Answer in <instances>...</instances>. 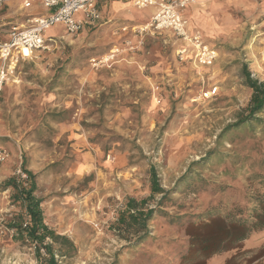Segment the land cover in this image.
<instances>
[{
  "label": "rangeland",
  "instance_id": "obj_1",
  "mask_svg": "<svg viewBox=\"0 0 264 264\" xmlns=\"http://www.w3.org/2000/svg\"><path fill=\"white\" fill-rule=\"evenodd\" d=\"M226 12L225 36L203 37L216 51L206 67L178 59L182 44L172 32L139 33L150 11L130 5L102 8L74 34L52 27L44 48L8 63L0 92V149L9 154L0 165V264H40L49 245L57 264H180L188 226L210 210L224 218L254 207L264 193L251 179L264 161V113L254 136L220 135L249 114L247 73L264 83V0ZM212 87L216 95L203 99ZM10 178L15 187L6 186ZM31 187L48 233L41 242L23 232L30 218L17 193ZM149 210L144 227L142 218L118 221ZM262 248L264 229L204 264L242 251L250 253L237 264H264L253 259Z\"/></svg>",
  "mask_w": 264,
  "mask_h": 264
},
{
  "label": "built area",
  "instance_id": "obj_2",
  "mask_svg": "<svg viewBox=\"0 0 264 264\" xmlns=\"http://www.w3.org/2000/svg\"><path fill=\"white\" fill-rule=\"evenodd\" d=\"M14 0H0V11ZM25 11L38 7L37 14L25 19L24 24L10 25L6 31V39L0 40V92L7 77L8 63L16 62L19 56L27 57L33 51L45 47L51 38H44V33L55 26L63 27L67 34H74L86 25L100 19L99 4L111 2L129 3L132 7L145 10L155 9L149 22L138 32H172L182 46L176 50L180 61H192L200 67L210 66L216 51L208 45L199 32L188 30V20L183 16V10L196 0H16ZM124 31L126 29H123ZM26 50L27 56L21 53ZM114 52V51H112ZM94 62V60H92ZM217 88H208L202 92L203 99H211L216 95ZM8 152L0 149V165L8 159Z\"/></svg>",
  "mask_w": 264,
  "mask_h": 264
},
{
  "label": "trees",
  "instance_id": "obj_3",
  "mask_svg": "<svg viewBox=\"0 0 264 264\" xmlns=\"http://www.w3.org/2000/svg\"><path fill=\"white\" fill-rule=\"evenodd\" d=\"M246 79L247 86L253 91L248 109L249 114L244 119L237 121L235 124L228 126L224 130L223 134L220 135V138L224 140L229 134H234L238 138H241L244 134L254 136L255 128L262 124L259 115L264 113V83L258 85L257 82L250 78L248 73ZM55 118V116H51V119ZM251 139H253L252 136ZM227 140L230 142L233 141V139ZM254 153L256 155L258 154L257 151H254ZM237 159H234L235 161L231 160V163L229 164L235 167V162ZM256 168L259 170V172L256 174L259 175L254 174L252 175L251 179L257 181L264 188V161L260 162ZM28 176L29 178L31 177L30 173H28ZM151 176L154 178L153 172L151 173ZM152 183L154 186V192L162 191L156 184L155 179L152 181ZM5 184L6 186L15 187L14 178H10ZM32 190V187L27 191L25 189H21L17 193V199L26 202L25 209L30 218V223L25 227L23 232H25L30 238L37 239L41 242L42 239L46 237L47 229L42 223V216L38 208V202H35L31 197ZM254 201V207H235V209L231 212H228L227 216L224 218L211 215L217 212L215 210H210L205 215L206 217H209L208 219H200L198 224L195 226H188L186 229V235L189 238V245L186 254L181 259L180 264H204L205 259H208L220 252L232 250L234 246H237L239 243L246 240L251 233L263 230L264 193H257L254 197ZM128 204L133 205L134 201L130 200ZM130 209L133 210L132 208ZM134 210L136 211V208ZM153 212V210L147 211L146 214H140V212H137L133 215L129 214L127 217H125L124 214H120L118 221L125 223L126 220H129L132 222V224L137 225V218H142L144 220L142 221L141 226L144 227V223L147 221V219L151 218ZM52 238L55 240V242L57 240H61L64 244L72 246L71 243L64 237H55L52 235ZM45 248L49 258L40 264H57L54 255L51 252V246L49 245ZM249 253V251L237 252L232 257L227 259L225 264H237V262L243 260V258L246 257L245 255ZM263 257L264 248H262L258 254L253 257V259L255 260ZM250 262L251 261H248V263Z\"/></svg>",
  "mask_w": 264,
  "mask_h": 264
},
{
  "label": "crops",
  "instance_id": "obj_4",
  "mask_svg": "<svg viewBox=\"0 0 264 264\" xmlns=\"http://www.w3.org/2000/svg\"><path fill=\"white\" fill-rule=\"evenodd\" d=\"M246 1L247 0H198L195 4L189 5L183 10V16L189 23L188 30L190 32H199L202 37L207 39L215 40L223 38L225 33L231 28L230 24L232 20L226 12V9L240 11ZM128 5L130 4L124 2H114L106 5L99 4L98 11L101 12L102 8L109 6L111 10L118 13L119 11H124ZM9 9H15L12 15H6ZM147 10L150 11V14L145 20L150 18L155 9ZM37 11L38 7L29 11L22 10L19 1H12L7 7L0 11V40L6 39V31L10 25L24 24L25 19L35 16ZM216 19L219 23H216Z\"/></svg>",
  "mask_w": 264,
  "mask_h": 264
},
{
  "label": "bare ground",
  "instance_id": "obj_5",
  "mask_svg": "<svg viewBox=\"0 0 264 264\" xmlns=\"http://www.w3.org/2000/svg\"><path fill=\"white\" fill-rule=\"evenodd\" d=\"M21 53H23V56H27L29 52H27L26 50H23Z\"/></svg>",
  "mask_w": 264,
  "mask_h": 264
}]
</instances>
